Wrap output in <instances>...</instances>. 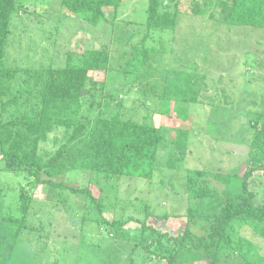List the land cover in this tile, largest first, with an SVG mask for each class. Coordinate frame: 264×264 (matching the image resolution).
Segmentation results:
<instances>
[{"label": "rangeland", "instance_id": "rangeland-1", "mask_svg": "<svg viewBox=\"0 0 264 264\" xmlns=\"http://www.w3.org/2000/svg\"><path fill=\"white\" fill-rule=\"evenodd\" d=\"M17 1L21 8L11 17L5 66L30 72L40 67H60L68 51L80 52L82 47L97 44V49L110 53L111 67L105 73H89L94 88L87 83V93L80 101L86 105L83 112L92 111L88 109L91 98L94 108L106 94L101 100V116L120 111L124 120L151 123L161 128L166 144L162 142L158 149L150 177H106L70 171L56 178L67 187L88 190L93 199L56 189L49 200H43L47 185L36 187L32 194L36 201L26 219L35 229H23L13 240L16 225L0 220V264H167L158 253L166 257L168 252L161 253L156 244L149 245V231L139 234L140 225L135 221L173 238L185 234L184 247L194 249L207 232L202 221L193 224L186 217L193 205L187 174L207 171L212 187L217 183L211 173L221 171L241 177L249 169L251 120L258 114L264 117V29L225 26L181 11L169 43L171 51L152 53L146 66L137 59L131 65L127 62L137 39L130 38L129 31L138 28L128 23L145 22L148 0L122 2L116 12L105 10L108 21L96 27L73 14L64 16L67 12L61 10L58 0ZM155 40L158 35L154 45ZM159 46L168 48V44ZM179 71L193 76V99L188 103L173 99L166 108L162 99L166 78ZM25 78L18 73L10 83L12 95L16 89L23 90L19 103L26 100ZM204 91L214 99L213 105L203 99ZM29 102L34 103V99L30 97ZM94 109L93 117L98 113ZM180 133L183 135L177 136ZM87 136L88 131L81 139ZM63 143L64 128L55 126L40 143L39 151H55ZM1 168L0 162L2 214L17 217L18 191L26 186L27 178L22 172ZM248 183L254 204L264 205V172H253ZM124 219L132 222L110 226L112 220ZM187 223L192 224L188 229ZM233 236L250 247L248 260L254 264L263 260L264 264V240L257 233L237 221ZM161 244L176 249L172 240L161 238ZM207 263L201 259L189 264Z\"/></svg>", "mask_w": 264, "mask_h": 264}, {"label": "trees", "instance_id": "trees-1", "mask_svg": "<svg viewBox=\"0 0 264 264\" xmlns=\"http://www.w3.org/2000/svg\"><path fill=\"white\" fill-rule=\"evenodd\" d=\"M123 1L58 0V3L61 10L67 12L63 13L64 16L73 14L88 25L96 27L108 21L105 10L112 9L116 12ZM172 1L170 5L168 2L165 3V0H148L145 22L128 23L131 26L137 25L138 29L129 31L130 38H136L137 42L132 45V57L127 64L132 65L137 59L142 66H146L152 53L170 52L169 43L181 11L206 17L225 26L264 29V0ZM20 5L17 0H0L1 169L22 172L27 178L26 186L18 191L17 217L3 216L0 200V220L16 225L12 234L13 240L23 229H35L27 224L26 219L32 202L36 201L32 195L36 187L47 185L48 191L43 200H49L56 194V189L91 198L88 190L67 187L56 181V178L70 171L102 174L106 177H150L158 149L162 142L166 144L161 128L151 123L137 124L124 120L120 111L108 117L101 116L103 113L101 100L107 97L106 94L101 95L95 105L98 113L94 117L91 116L94 97L91 98L92 102L88 103V109L92 111L88 114L83 112L86 105L82 106L80 101L83 99V93H87L85 89L87 83L94 88L89 73L94 71L105 73L111 67L110 53L106 49L101 47L95 49L92 46L82 47L80 52L68 51L63 66L40 67L32 72L28 69L19 70L5 66L10 21L12 14L21 8ZM24 10L27 12V9ZM156 35L158 40H155L154 45ZM165 35L168 37L164 38ZM159 44H168V48ZM18 73H23L27 80H23L27 87L24 90L26 100L23 103L18 102L23 90L16 89L12 95L10 86ZM166 80L162 98L166 108L173 99L185 103L193 99V87L196 85L193 76L179 71L168 75ZM203 93V99L213 105L214 99L212 101L211 95L205 91ZM30 97L34 99V103L29 102ZM178 112L185 113V110L179 109ZM185 114L182 115L183 119L186 118ZM251 121L253 134L248 151L249 169L241 177L216 171L211 174L214 184H217L210 187L207 171L196 170L187 174L188 196L193 205L188 209L186 217L193 220V224L202 221L201 224L206 226L207 232L205 238L198 240L199 243L194 249L184 247L185 234L179 239L173 238L167 234H159L157 230L146 227L143 222L135 221L140 225L139 234L149 231V245L156 244L161 253L168 252L166 257L158 253L167 264H189L201 259L208 261L207 264H254L248 260L250 247L233 236L234 222L238 221L240 225L250 227L264 240V205L254 204V194L249 191L248 183L253 172H264V117L258 114ZM55 126L64 128V143L55 151L41 154L40 143L46 140ZM87 131V138L82 140ZM180 135L183 133L177 134ZM75 145L77 147H74ZM32 213H36V210ZM128 222H132L131 219L112 220L110 226L122 227ZM191 225L187 223L186 228ZM161 238L172 240L176 244V249H167L161 244ZM256 264H263V260Z\"/></svg>", "mask_w": 264, "mask_h": 264}, {"label": "water", "instance_id": "water-1", "mask_svg": "<svg viewBox=\"0 0 264 264\" xmlns=\"http://www.w3.org/2000/svg\"><path fill=\"white\" fill-rule=\"evenodd\" d=\"M95 49H97V44H95Z\"/></svg>", "mask_w": 264, "mask_h": 264}, {"label": "crops", "instance_id": "crops-1", "mask_svg": "<svg viewBox=\"0 0 264 264\" xmlns=\"http://www.w3.org/2000/svg\"><path fill=\"white\" fill-rule=\"evenodd\" d=\"M126 1H129V0H124L123 2H126Z\"/></svg>", "mask_w": 264, "mask_h": 264}]
</instances>
